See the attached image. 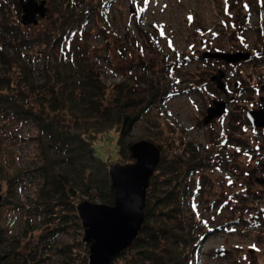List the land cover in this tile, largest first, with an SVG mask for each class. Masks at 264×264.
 I'll return each mask as SVG.
<instances>
[{
	"label": "rangeland",
	"instance_id": "374dc122",
	"mask_svg": "<svg viewBox=\"0 0 264 264\" xmlns=\"http://www.w3.org/2000/svg\"><path fill=\"white\" fill-rule=\"evenodd\" d=\"M46 1L47 13L44 18L37 15V25L22 24L23 11L19 5L18 14L13 0H3L8 13L1 20L15 23L33 38L53 31L63 21L64 7L74 6L76 19L94 5L95 12L74 41L86 49L108 92L121 82L137 93L147 91L151 78L158 86L171 87L164 101L146 104L129 139L151 141L169 157L180 154V144L186 141L198 144L201 154L208 151L221 157L211 170L196 172L195 180L203 177L200 194L189 196L183 204L199 223L191 264H264V182L256 181L264 180V129H253L246 117L248 110L259 108L264 96V0H114L103 22L98 10L106 0ZM72 27H77L76 21ZM3 36L0 31V41ZM35 44H15L24 66L10 67L6 75L15 89H25L24 101L38 107L45 64H53L67 47L58 44L51 54L49 45ZM5 47L13 56L9 44ZM208 52H242L250 58L228 63L204 58ZM220 70L225 92L211 81ZM4 71L0 59V73ZM137 97L149 101L143 92ZM214 101L225 102L226 112L205 124ZM36 134L32 123L0 114V202L8 181L16 185L15 202L0 206L4 239L0 251L19 245L15 242L20 240L26 257L33 254L40 264H67L59 249L78 246L79 236L73 225L55 237L43 229L37 208L39 180L33 174L39 153ZM116 137L109 133L96 144L97 153L110 165L121 164ZM175 146L179 148L173 150ZM84 200L88 199L78 202ZM82 243L81 249L89 252V245ZM75 264L85 263L78 259Z\"/></svg>",
	"mask_w": 264,
	"mask_h": 264
},
{
	"label": "trees",
	"instance_id": "16d2710c",
	"mask_svg": "<svg viewBox=\"0 0 264 264\" xmlns=\"http://www.w3.org/2000/svg\"><path fill=\"white\" fill-rule=\"evenodd\" d=\"M113 1L102 2L98 10L102 22ZM13 2L19 14V0ZM94 7L81 11L76 19L72 18L75 7H64L60 12L63 21L54 28V32L29 38L15 23L1 20L8 10L0 0V31L4 34V40L0 41V59L5 70L0 73V114L32 123L37 129L39 153L33 174L39 180L37 208L43 216L41 224L53 237L71 225L79 236L76 240L78 246L67 244L59 249L67 264H75L78 259L88 264L89 260V252L81 249L84 228L78 216V199L107 205L115 202L109 174L111 165L97 153V142L104 140L109 133L116 134L119 163L133 162L129 151L133 142L129 135L134 124L146 112V104L164 101L171 92L169 85L161 83L158 86L152 78L147 81V91H141L143 98L149 100L147 102L137 97L141 92L137 93L127 82L113 85L108 92L109 86L104 83L94 61L87 56L86 49L74 41L82 31L81 27L95 12ZM73 21L77 22L76 28H70ZM16 43L21 46L46 44L50 46L51 54L58 44L68 49L53 64H45L41 107L25 102L24 88L15 89L6 75L10 67L24 66L17 56ZM6 44L14 50L13 56L6 51ZM180 145H183L180 154L173 157L162 152L159 173L153 175L147 190L146 218L139 236L132 247L118 255L112 264H118V261L119 264L192 263L199 223L194 221L183 204L189 196L200 194L203 177L195 180L196 172L211 170L216 164L214 161L221 157L208 151L201 154L196 143L186 141ZM175 148L179 147L175 146L173 150ZM14 182L8 181V190L0 206L15 202ZM3 241L0 235V244ZM15 243L19 245L0 251V264H40L33 254L26 257L22 253L20 240Z\"/></svg>",
	"mask_w": 264,
	"mask_h": 264
},
{
	"label": "water",
	"instance_id": "95a60500",
	"mask_svg": "<svg viewBox=\"0 0 264 264\" xmlns=\"http://www.w3.org/2000/svg\"><path fill=\"white\" fill-rule=\"evenodd\" d=\"M23 11L22 24H38L37 15L44 18L48 7L46 0H19ZM204 58L221 59L228 63H238L250 58L249 53L208 52ZM223 71H219L211 81L223 92ZM264 91V85L262 86ZM264 102V96L260 98ZM204 119L207 124L226 112V103L214 101L207 109ZM247 119L253 129H264V104L258 109L248 110ZM133 162L111 165L109 174L115 191L113 205L92 203L84 200L77 205L78 216L84 228L82 241L89 245L88 264H112L123 251L132 247L145 222L147 190L150 181L162 160L161 149L151 141L142 140L129 146ZM260 183L264 180L256 179ZM1 199V196H0ZM222 254L223 250H217Z\"/></svg>",
	"mask_w": 264,
	"mask_h": 264
},
{
	"label": "flooded vegetation",
	"instance_id": "af4514ba",
	"mask_svg": "<svg viewBox=\"0 0 264 264\" xmlns=\"http://www.w3.org/2000/svg\"><path fill=\"white\" fill-rule=\"evenodd\" d=\"M262 97H263V96H262ZM260 102H261V100H260ZM263 104H264V102H261V105H263ZM261 105H260V106H261ZM260 106H259V107H260Z\"/></svg>",
	"mask_w": 264,
	"mask_h": 264
},
{
	"label": "snow or ice",
	"instance_id": "6c2138e0",
	"mask_svg": "<svg viewBox=\"0 0 264 264\" xmlns=\"http://www.w3.org/2000/svg\"><path fill=\"white\" fill-rule=\"evenodd\" d=\"M189 19L191 20V17H189Z\"/></svg>",
	"mask_w": 264,
	"mask_h": 264
}]
</instances>
